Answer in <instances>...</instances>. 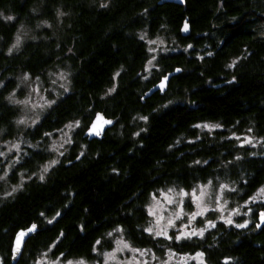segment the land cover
<instances>
[{
    "label": "trees",
    "instance_id": "obj_1",
    "mask_svg": "<svg viewBox=\"0 0 264 264\" xmlns=\"http://www.w3.org/2000/svg\"><path fill=\"white\" fill-rule=\"evenodd\" d=\"M158 2L108 0L103 6L100 0H0V80L20 73L35 77L60 63H69L73 71L70 92L32 136L75 119L88 127L98 112L115 121L99 141L89 142L79 132L77 140L85 145L81 156L72 147L45 182L31 181L13 198L0 201V264H11L13 236L31 223L38 230L17 264H30L52 245L51 255L89 259L95 242L116 226L135 247L161 251L167 243L144 229L151 193L228 180L243 200L264 184L261 146L253 155L252 149L234 147L227 138L231 132L251 133L264 141V0H185L182 6ZM33 9L42 13L31 15ZM58 9L63 28L56 34L44 29L18 52H5L19 24L31 26L36 16L54 22ZM185 19L191 28L188 38L180 36ZM141 32L180 46L191 43L192 49L161 55L158 71L143 80L148 54ZM177 68L181 73L164 95L141 101L161 76ZM8 82L0 88V131L5 136L11 135L17 116L6 98ZM170 91L172 103L163 109ZM139 117L147 118L143 125ZM202 123L218 124L221 130L199 132ZM58 212L43 227L39 214ZM251 216L247 228L218 225L204 237L172 248L201 250L209 264H264V226L257 227V213Z\"/></svg>",
    "mask_w": 264,
    "mask_h": 264
},
{
    "label": "rangeland",
    "instance_id": "obj_2",
    "mask_svg": "<svg viewBox=\"0 0 264 264\" xmlns=\"http://www.w3.org/2000/svg\"><path fill=\"white\" fill-rule=\"evenodd\" d=\"M100 3L105 6L108 0H100ZM40 13L42 11L35 9L31 11V15ZM62 16V12L58 9L52 14L54 22L36 16L31 26L26 23L19 24L5 52L7 54L18 52L26 42L38 40L41 37L39 33L44 29L48 30L50 35L56 34V30L63 28ZM18 36L20 39L17 44ZM139 37L145 42L148 54L141 75L143 80L150 79L158 71L157 62L161 55L180 51L188 53L192 49L191 43L180 46L161 36L148 37L141 32ZM10 49L11 52H9ZM72 77L71 65L60 63L35 77L20 73L0 80V88H3L9 81L10 90L6 98L17 109L11 135L5 136L0 131L1 202L13 198L25 184L31 181L45 182L51 171L66 160L72 147L77 146L79 156L82 155L81 152L84 151L85 145L77 139L82 136L87 125L84 127L80 119L66 122L56 129L32 136L34 133L32 130L57 102L70 92ZM112 91L111 89L109 93ZM171 94L173 91H170L166 99L162 101L163 109L171 105ZM175 100L180 101V99ZM139 120V123L143 125L144 118L139 117ZM197 127L199 132L210 134L221 130L220 126L215 123H202ZM138 130L133 133L134 137L138 136L142 128ZM79 132L81 136L78 135ZM227 138L231 139L234 147L252 149L251 154L253 155H256L260 146L264 151L263 139L256 138L251 133L231 132ZM33 153L37 154L39 160L34 158L36 156H33ZM236 187L237 185L233 186V182L228 180L219 182L209 180L198 183L190 189L166 187L151 193L145 204L149 222L144 229L153 238L167 243L161 251L135 247L126 238L123 229L116 226L107 231L104 238L95 242L89 259L69 257L62 253L51 255V249L54 246L52 245L37 253L29 262L30 264H68V261H72V264H78L80 261L84 264H209L201 250L176 251L171 244L191 242L195 238H202L218 225L247 228L251 223V215L264 209V193L260 191L264 188V184L253 192L245 194L243 200L239 198L241 190H238V187L236 190ZM58 216L57 213L51 217H47L45 213L39 214L42 223L43 221L45 223L43 227L50 225ZM169 220L172 221L171 224ZM229 220L232 222L228 223ZM237 225H244V227H237ZM125 244L128 247H124ZM200 253H203V256H200Z\"/></svg>",
    "mask_w": 264,
    "mask_h": 264
},
{
    "label": "water",
    "instance_id": "obj_3",
    "mask_svg": "<svg viewBox=\"0 0 264 264\" xmlns=\"http://www.w3.org/2000/svg\"><path fill=\"white\" fill-rule=\"evenodd\" d=\"M184 2L185 0H159L158 5L161 6L165 4H176L182 6ZM186 25L187 28H185ZM190 35V24L188 23V20L185 19L180 29V36L182 38H188ZM177 69L167 72L165 75L161 76L159 80L144 93L141 101L143 102L144 100L151 98L155 94L164 95L165 92L168 90L171 79L181 73V69H179V71H177ZM107 121H111V123H107ZM114 124L115 121L113 119L106 117L101 112H98L93 116L88 127L85 129L83 133V138H85L89 142L94 140L99 141L104 137L105 133L114 126ZM262 214H264V209H261L257 213L258 228L264 226V215ZM33 225H35L34 229ZM29 229L32 230L29 231ZM37 230L38 225L36 223H31L28 227L19 229L15 232L10 250L11 264H17L19 262L25 243L29 238L36 234ZM21 233H23L22 236Z\"/></svg>",
    "mask_w": 264,
    "mask_h": 264
},
{
    "label": "snow or ice",
    "instance_id": "obj_4",
    "mask_svg": "<svg viewBox=\"0 0 264 264\" xmlns=\"http://www.w3.org/2000/svg\"><path fill=\"white\" fill-rule=\"evenodd\" d=\"M7 19H9V20H11V19H13V17H7ZM185 28H187V25L185 26ZM19 36L17 37V44L19 43ZM13 47H16V45H13ZM9 52H11V49L9 50ZM177 71H179V69H177ZM26 79H27V77H25ZM9 99H11V97H9ZM17 103H20L19 101H17ZM144 119H147L146 117L144 118ZM107 123H111V121H107ZM46 170V169H45ZM41 179H43V177H41ZM262 193H264V188H262L261 190H260ZM186 195V194H185ZM169 203H171V200H169ZM57 215H59V213H57ZM262 215H264V214H262ZM232 221L231 220H229L228 221V223H231ZM172 223V221L171 220H169V224H171ZM237 227H244V225H237ZM35 228V225H33V229ZM32 229H29V231H31ZM149 231H151V229H149ZM157 234H159V233H157ZM23 235V233H21V236ZM165 235H166V233H165ZM169 238H171V237H169ZM177 239H180V237H177ZM18 243H19V241H18ZM99 243V242H98ZM124 247H128V245L127 244H125L124 245ZM200 256H203V253H200L199 254ZM68 264H72V261H68ZM78 264H84V262L83 261H80V262H78Z\"/></svg>",
    "mask_w": 264,
    "mask_h": 264
}]
</instances>
